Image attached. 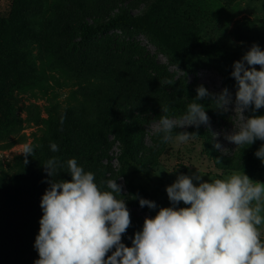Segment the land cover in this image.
Returning <instances> with one entry per match:
<instances>
[{
  "label": "rangeland",
  "instance_id": "1",
  "mask_svg": "<svg viewBox=\"0 0 264 264\" xmlns=\"http://www.w3.org/2000/svg\"><path fill=\"white\" fill-rule=\"evenodd\" d=\"M253 44L264 50V0H0V243L8 256L0 264L39 259L40 201L50 186L43 164L52 157L62 165L54 180H71L74 158L101 190L109 179L123 185L129 247L146 217L172 206L166 187L180 174L198 170L209 181L244 171L264 183L255 156L264 141L236 149L224 138L233 113L214 110L208 98L209 125L173 132L199 130L197 139L177 145L150 134L162 108L169 118L184 115L200 85L228 88L234 100L233 63ZM26 145L34 151L24 163ZM260 232L264 241V226Z\"/></svg>",
  "mask_w": 264,
  "mask_h": 264
},
{
  "label": "clouds",
  "instance_id": "2",
  "mask_svg": "<svg viewBox=\"0 0 264 264\" xmlns=\"http://www.w3.org/2000/svg\"><path fill=\"white\" fill-rule=\"evenodd\" d=\"M231 76L237 85L234 100L228 88L211 93L200 85L184 115L169 118L168 108H162L165 115L151 126L150 134L177 145L197 139L195 132H175L174 136L173 132L209 125L206 108L199 102L208 98L214 110L233 113V130L224 138L236 149L264 141V115L244 114L264 108V50L253 44L233 63ZM166 83L171 86L174 81ZM212 136L218 138L219 134ZM214 147L228 152L218 139ZM50 149L59 150L56 143H51ZM33 151L30 145L24 147V163ZM255 156L264 163V144ZM61 167L56 157L43 164L50 186L40 201L43 215L34 244L39 259L34 264H264L260 232L264 226V183L253 181L244 171L209 181L203 180L204 174L198 170L193 176L180 174L166 187L172 206L146 217L129 247L122 243V235L131 224L127 199L118 198L126 196L123 185L109 179L108 190H101L94 173L86 172L74 158L67 161L71 180H54ZM127 196L138 199L141 207H157L154 201ZM180 202L188 207H178Z\"/></svg>",
  "mask_w": 264,
  "mask_h": 264
},
{
  "label": "trees",
  "instance_id": "3",
  "mask_svg": "<svg viewBox=\"0 0 264 264\" xmlns=\"http://www.w3.org/2000/svg\"><path fill=\"white\" fill-rule=\"evenodd\" d=\"M9 19H7V21H8ZM207 99H204V100H202V101H199L200 103H202V104H204V106H205V108H206V112H211L212 110H213V108H214V105H210V104H208V103H206L207 101H206ZM183 131H187V132H195V133H198L199 132V130H198V132L197 131H194L193 129H188V130H183ZM182 132V131H181ZM247 160H248V162L250 161V159H248L247 158ZM6 248H5V246L3 245V244H1L0 243V259H2V258H7L8 256L6 255Z\"/></svg>",
  "mask_w": 264,
  "mask_h": 264
}]
</instances>
